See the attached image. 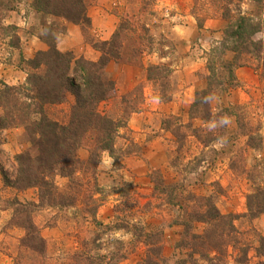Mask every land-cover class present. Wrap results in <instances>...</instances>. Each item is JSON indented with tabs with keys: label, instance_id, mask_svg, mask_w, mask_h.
<instances>
[{
	"label": "rangeland",
	"instance_id": "obj_1",
	"mask_svg": "<svg viewBox=\"0 0 264 264\" xmlns=\"http://www.w3.org/2000/svg\"><path fill=\"white\" fill-rule=\"evenodd\" d=\"M1 2L13 8L0 14V26H17L23 56L31 57L36 50L45 49L34 35L39 22L30 11V0ZM85 4L86 14L91 6L108 13L113 31L120 26L121 57L105 67L114 81L115 95L98 104L102 114L120 120L114 140L118 159L115 163L103 152L95 172L96 186L91 180L85 183L72 206L31 208V219L45 241L43 251L23 245L24 229L12 218V198L32 201L28 197L35 188L20 195L11 187L1 188L0 209L8 207V211L0 212V264H86L87 255L98 257L104 264H264V254L256 249L259 237L264 236V212L250 217L245 206L246 194L264 187L261 62L251 59L250 65L235 69L239 85L214 94L207 119L195 113L189 116L188 112L195 89L189 96L185 86L202 84V88L208 58L214 64L218 61L209 51L220 40L226 23L220 16L223 0H85ZM251 8L250 2H242L243 11ZM46 19L51 20V16ZM178 21L187 27L176 28ZM205 22L220 27L204 29ZM69 23L76 28L67 29ZM200 28L203 36L196 33ZM79 29V25L65 22L64 31L57 36L63 37L59 41L61 51L96 60L99 53L89 59L82 45L89 38H99L90 26L85 27V36ZM9 35L0 30V79L16 84L19 82L12 81L24 79L25 72L10 61H16L17 48L9 44ZM190 52L194 59H187L186 64L185 55ZM148 63L169 66L161 91L171 93V100L156 99L162 104L177 103L173 108L169 104V110L166 105L152 106L154 113L143 119L145 129L139 112L146 106V98L159 92L157 83L146 81L145 74L141 81V67L145 70ZM191 67L195 70L189 71ZM242 67L247 70L244 75L239 69ZM130 75L134 76L133 85L121 90L129 85ZM72 102L68 94L62 103L46 106V110L51 117L64 121ZM248 135L260 140L259 147L249 145ZM19 140L29 145L24 129ZM87 148L84 143L77 155L85 158ZM55 181L60 189L65 186V178L56 177ZM87 191L92 192L90 199ZM192 195L196 199L209 196L218 212L229 216L233 225L230 231L223 232L228 225L220 230L219 224L209 227L195 220V212H203L207 206H199L201 201ZM90 208L93 215L88 212ZM194 233H209L212 238L203 235L202 241L192 238Z\"/></svg>",
	"mask_w": 264,
	"mask_h": 264
},
{
	"label": "trees",
	"instance_id": "obj_2",
	"mask_svg": "<svg viewBox=\"0 0 264 264\" xmlns=\"http://www.w3.org/2000/svg\"><path fill=\"white\" fill-rule=\"evenodd\" d=\"M243 1L223 0L220 16L226 23L220 40L209 51V56L218 61L214 60V64L208 58L205 85L194 90L189 116L195 113L202 120L207 119L210 99L217 91L238 86L235 69L250 65L251 59L261 62L260 73L264 75V39L254 38L257 32H264V0H246L252 4L247 12L241 9ZM12 8L0 0V14ZM29 8L39 22L34 35L46 46L45 49L36 50L31 57H24L19 35L15 33L17 26H0L5 35L10 34L9 44L17 48L16 61L9 58L11 63L25 72L23 81L16 84H8L0 79V131L22 127L29 143L13 155L14 166L10 165L11 169L8 166L2 171V180L4 185L16 191L35 188L37 202L12 198V218H15V224L24 229L21 238L23 245L43 251L45 241L31 219V208L42 205L58 208L72 206L78 201V194L85 183L91 180L92 185L96 186L95 172L103 152L108 153L115 163L118 159L114 140L120 120L102 114L98 104L115 95L114 81L105 67L110 61L121 57V42L118 41L120 26H117L108 39H87L91 47L99 52L96 60L74 57L69 51L59 50L56 39L64 31L65 22L79 25L85 36V27L90 26L85 0H30ZM49 16L51 20L48 21L46 18ZM226 54L230 56L226 57ZM168 71L169 66L164 63H148L145 67V80L157 83L159 92L154 93L153 97L161 101H169L172 96L161 91ZM68 94L73 97V102L66 119L51 117L46 106L62 103ZM252 138L248 135L249 145L259 147L260 140ZM84 143L88 144L87 155L80 158L77 150ZM261 144L264 151V142L261 141ZM86 175L89 178H84ZM56 177L66 179L62 189L58 187ZM86 194L90 199L92 192L87 191ZM191 198L201 201L199 206H207L203 212H195V220L209 227L219 224L220 230L228 225L223 232L230 231L233 225L229 222V216H222L209 196L196 199L192 195ZM245 199L250 217L264 212V187H255L246 194ZM88 212L93 215L91 208ZM203 235L208 240L212 238L209 233ZM203 235L194 233L191 237L202 240ZM259 242L256 249L264 254V236L259 237ZM84 260L86 264H104L93 255H87Z\"/></svg>",
	"mask_w": 264,
	"mask_h": 264
},
{
	"label": "crops",
	"instance_id": "obj_3",
	"mask_svg": "<svg viewBox=\"0 0 264 264\" xmlns=\"http://www.w3.org/2000/svg\"><path fill=\"white\" fill-rule=\"evenodd\" d=\"M99 9H101V7L98 8L96 6H91V8H89L88 11H87V14H88V16L90 18V30H91V32L93 34L95 33V36H97L99 39H108L110 34L113 32V29H114L113 20L111 19V21H110L109 20V16L107 15L108 13L104 14V12L100 11ZM108 21L111 22L110 26L107 25ZM219 22H221V21H219ZM188 24L192 25L191 22H189ZM175 25H176V28H179V29H181L183 27H187L186 23L179 22V21ZM209 26L212 27V28L220 27V26H216L214 24H211L210 22H207L203 26V28L204 29H206V28L208 29ZM66 27L68 29V27H75V26L69 23L68 25H66ZM203 28H200L199 30H197L196 33L197 34L202 33V36H203L204 35ZM217 33H219V30L217 31ZM256 36H257V38H263L264 39V32H257ZM176 38H178V37H176ZM61 39H63L62 36L61 37H57V39H56V46H57L58 49H60L59 41ZM38 42H41V41H38ZM40 45L44 46V44L42 42H41ZM202 46H203V49H205L206 46H204V44H202ZM40 48H42V47H40ZM82 49L83 50L85 49L84 52L89 54V59L95 58L96 55L98 56L99 52L97 50H95L93 47H91V45L89 43L83 42ZM81 54L82 53H80V55ZM82 55L85 57L84 54H82ZM185 57H186L185 63L187 64V62H186L187 59H190V58L194 59V54L192 52H190L187 55H185ZM191 62L194 64L193 60H191ZM142 67H141V81L144 80V74H145V70ZM184 67H186V66H184ZM239 69L243 73L242 75L247 73V70H245L243 67L239 68ZM188 70L189 71H193L195 69L193 67H191V68H188ZM242 75H240L238 77L239 78H243ZM255 75H257V74H255ZM22 81H23V79H22V77H20L18 80L12 81V83L22 82ZM6 82H8V81H6ZM129 82H130L129 85L127 87H125L124 89H121V90L126 91L127 89H129V87H131L133 85L132 84L134 82V76L133 75H130ZM180 86L182 88L184 85H180ZM200 86H202V84L195 86L194 84L191 83L190 87L185 86L186 87L185 90L186 91L190 90L189 94L187 93L190 96V94H192L193 90L196 89V88H199ZM181 92H182V89L179 90V93H181ZM146 100H147V104H146L147 107L145 106V107L141 108V111L139 112V114H141V127L145 128V129L147 127L144 125L143 119H144V116L146 114L150 115L151 113H154V112H152L153 109H151V108H153L152 106L155 105V108L157 109V108H160V105H166L167 106L166 108H168V110H169L171 108L169 104H173V106H172V108H173L174 106H176L175 103H177V101L173 100L172 102H169L168 104H162L161 102L159 103L158 100L155 97H151V95H149L146 98ZM167 113H168V111H167ZM0 114H1V110H0ZM22 129H23L22 127H15V128H10V129H3L2 131H0V136H1V138H0V159H1L0 160V190H1V188L9 187V186L4 185V183H3L2 171L3 170L5 171L7 168L10 167V165L14 166V164H13V155L15 153L21 151L26 146V143L21 142L19 140L20 135L22 134ZM3 155H5V157ZM6 160H8L9 163L6 162ZM9 169H11V167ZM30 190H34V188H28V189H25L23 191H18L17 195H20L21 193L26 192V191H30ZM33 195H35V197ZM32 196L30 195L28 197V199L36 201V199H37L36 193H33ZM6 211H8L7 207L0 209L1 213H5Z\"/></svg>",
	"mask_w": 264,
	"mask_h": 264
}]
</instances>
